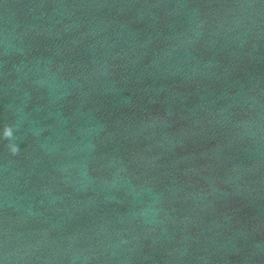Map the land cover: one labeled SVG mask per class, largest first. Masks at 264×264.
<instances>
[{"label": "water", "instance_id": "95a60500", "mask_svg": "<svg viewBox=\"0 0 264 264\" xmlns=\"http://www.w3.org/2000/svg\"><path fill=\"white\" fill-rule=\"evenodd\" d=\"M0 264H264V0H0Z\"/></svg>", "mask_w": 264, "mask_h": 264}]
</instances>
